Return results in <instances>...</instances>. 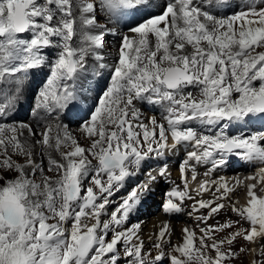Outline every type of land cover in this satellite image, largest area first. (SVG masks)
Returning a JSON list of instances; mask_svg holds the SVG:
<instances>
[{"label": "snow or ice", "instance_id": "obj_1", "mask_svg": "<svg viewBox=\"0 0 264 264\" xmlns=\"http://www.w3.org/2000/svg\"><path fill=\"white\" fill-rule=\"evenodd\" d=\"M108 36L119 37L110 65ZM45 67L30 122L16 121L29 77ZM138 103L160 120L142 119ZM177 146L183 189L160 208L187 210L196 228L173 243L164 222L146 249L130 217L157 176L168 181L167 164L152 175L150 162ZM231 157L264 165V0H0V264H232L242 252L264 264L255 184L246 205L222 177L189 190L188 172L196 180L207 165L210 177ZM142 169L147 180L117 196ZM229 211L236 219L209 223ZM241 240L259 248L237 250Z\"/></svg>", "mask_w": 264, "mask_h": 264}, {"label": "bare ground", "instance_id": "obj_2", "mask_svg": "<svg viewBox=\"0 0 264 264\" xmlns=\"http://www.w3.org/2000/svg\"><path fill=\"white\" fill-rule=\"evenodd\" d=\"M119 37L117 36L116 39H113L112 36H108L106 37V47L104 49V54L106 57L105 62L108 63L109 65L112 63V58L115 56V52L116 49L118 48L117 42L119 41L118 39ZM91 63V61H89ZM46 69V68H45ZM47 70V69H46ZM39 72H36L35 75H38ZM105 76H107V72L104 73ZM41 76H38V78L36 80H34L33 78H29V81L27 83H29L31 86L30 88H28L24 95L21 98V102L18 106L17 109H25L29 106H31L33 108L34 103H35V94L33 93L35 91V88H37V86L39 87L41 84ZM43 82V81H42ZM94 93V92H93ZM96 94V93H94ZM34 95V97H32ZM94 96V95H93ZM140 103H138L136 106H139ZM147 107V106H146ZM140 108V107H138ZM144 110H146L144 108ZM32 111V110H31ZM141 112V111H140ZM141 117L144 119L147 117V115L144 112H141ZM28 120V122H30L31 120V115L28 114V117L26 118ZM67 123V122H65ZM77 125H73L69 127V130L73 132V135H75L77 137V139L80 141V143L82 145L86 144V141L83 140V138H81L80 134L78 131H76ZM167 153V152H166ZM177 153L174 155L176 157ZM93 163H95V161H93ZM264 168L260 167L258 168L257 171L252 170V172L249 174V172H247V170H241V169H245L243 166L241 168H237L231 171L226 172V174H224V176H221L222 178H224V180H226L229 185L231 187L235 188V191L230 193V199L231 201H235L238 202V205H246L247 204V185H256V188L254 189L258 195H264V191H262V189H264V178H262V174L260 173V169ZM251 171V170H250ZM174 175L177 177H181V173L180 170H175L174 171ZM217 177V176H216ZM214 178L213 180H218L221 177H217ZM249 177H254L249 179ZM203 180H193L191 182L192 186L194 188H199L200 183ZM236 181H240L241 183L238 185L236 184ZM130 182V180L127 181V183ZM127 183L124 189L127 188ZM137 185V183L135 184ZM134 185V186H135ZM133 184L130 186V188L134 187ZM159 185H154V188H158ZM213 186V190H214ZM161 188V185H160ZM182 189V188H181ZM130 190V189H129ZM170 190V189H169ZM124 193V191H122V194ZM193 194H195L193 192ZM125 195V194H123ZM119 196V195H118ZM197 199H200L201 197H196ZM202 198L205 200H211L213 198V192L209 191V192H204L202 193ZM160 200L163 201L162 197L160 195L155 197H151V199L149 200V202H152V208H147V210L144 209H140L137 214L138 216L140 215H144V218L139 221L141 222V229H140V236L141 238L144 240L145 243V248H150V244L151 241L149 240V237L152 236L153 239H155L154 234L157 233L159 231V227L162 223L167 222L169 223L171 229H172V241L174 243H178L180 242V230L184 227V226H180L176 223V221L174 220V218H178V216H172L169 217L167 214H164L161 210V208L159 207V202ZM193 203V201H190V205ZM111 206H115V205H111ZM111 206H109V209L111 208ZM233 214V213H232ZM187 215V214H186ZM133 218V217H132ZM189 217L187 215L186 220H188ZM222 216L221 214L219 216L216 217V219L214 220H209L210 224H215L217 223V221L221 220ZM226 219V218H225ZM191 220H193V218H191ZM194 221V220H193ZM137 223V222H136ZM192 228V226H191ZM199 234V233H198ZM259 243L255 245H251L252 247H256L257 249L259 248ZM245 242H243L242 240L239 241L237 244L234 245L235 248H240L241 246L245 247ZM245 256V253L242 252L239 254L238 258L235 259L233 262L242 259ZM258 255L256 253H253L252 257L253 259L256 260V257Z\"/></svg>", "mask_w": 264, "mask_h": 264}, {"label": "rangeland", "instance_id": "obj_3", "mask_svg": "<svg viewBox=\"0 0 264 264\" xmlns=\"http://www.w3.org/2000/svg\"><path fill=\"white\" fill-rule=\"evenodd\" d=\"M113 39H116V37H113ZM119 39V38H118ZM117 45H118V47H119V41L117 42ZM46 69H47V67H45ZM43 69V71H38L39 72V74L38 75H35L34 77H33V79L34 80H36L37 78H38V76H43L44 74H45V76H44V78H43V80L42 81H44L45 79H46V77H47V75L49 74V69ZM37 89H38V86H37V88H35V91L33 92L34 94H36V91H37ZM95 93V92H94ZM94 93H92V95H96V94H94ZM32 97H34V95L32 96ZM137 108L138 107H140V108H138L141 112H144L146 115H147V117H150V116H152V115H150L149 114V111L148 112H146L147 111V107H146V105L145 104H142V103H140L139 104V106H136ZM144 108L146 109V110H144ZM28 109L31 111L32 110V107L30 106V107H28ZM157 116V115H156ZM142 118V117H141ZM143 119V118H142ZM157 119H158V121L160 120L158 117H157ZM19 122H28V120L26 119V120H19ZM176 170H179V169H176ZM175 174V173H174ZM176 178H177V176H175ZM178 183V182H177ZM133 184V186L136 184V183H132ZM131 184V185H132ZM177 186V184L175 183L173 186H171L170 188H173V187H176ZM162 187V186H161ZM180 188H182L183 189V187L182 186H179ZM169 188V189H170ZM171 190V189H170ZM130 191V190H129ZM128 191V192H129ZM122 193V192H121ZM153 197H155V196H153ZM113 199H115V197L113 198ZM186 204H188L189 205V203H188V201H186ZM148 206H147V208H152V203H151V201L150 202H148V204H147ZM114 206H111V208L109 209V212L112 210V208H113ZM159 207H160V204H159ZM147 208L145 209V210H147ZM142 209H144V208H142ZM233 212H231V211H229V212H227V213H224V212H222L221 213V216H222V219L221 220H219V221H217V222H220V223H222V222H224V220H225V218L227 219L228 217H231L232 219H236V216H235V213H233ZM133 217V218H132ZM186 217H187V215H186V213L183 215V216H180V217H178V218H174V220L176 221V223L178 224V225H180V226H187V227H190L191 228V226H192V228H196V222L195 221H193V220H191V218H189L188 220H186ZM107 217H102V219H106ZM144 218V215H140V216H138V214L137 213H135V214H133L131 217H130V221H129V223L130 224H135L136 222H139V221H141L142 219ZM202 226V225H201ZM173 242V241H172ZM174 243V242H173ZM151 245V244H150ZM245 247H252L251 245H245ZM150 248H151V246H150ZM237 250L239 249V248H236ZM252 255H253V253H251V252H247V253H245V256L242 258V259H240V260H237V261H235V262H233L232 264H251V262L253 261V260H255V259H253V257H252ZM259 259H262L260 256H257L256 257V260H259Z\"/></svg>", "mask_w": 264, "mask_h": 264}]
</instances>
